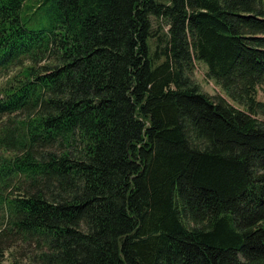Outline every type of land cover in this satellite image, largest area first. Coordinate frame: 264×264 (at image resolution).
I'll return each mask as SVG.
<instances>
[{
	"label": "trees",
	"instance_id": "16d2710c",
	"mask_svg": "<svg viewBox=\"0 0 264 264\" xmlns=\"http://www.w3.org/2000/svg\"><path fill=\"white\" fill-rule=\"evenodd\" d=\"M0 78V264H264V0H0Z\"/></svg>",
	"mask_w": 264,
	"mask_h": 264
},
{
	"label": "rangeland",
	"instance_id": "374dc122",
	"mask_svg": "<svg viewBox=\"0 0 264 264\" xmlns=\"http://www.w3.org/2000/svg\"><path fill=\"white\" fill-rule=\"evenodd\" d=\"M205 66L203 63L199 61H194L193 71L191 73L193 80L199 85L202 92H205L209 95H220L225 98L223 92L216 86L211 80H209L205 75ZM2 79L0 78V82ZM18 247L10 246L6 247L2 251V261L3 263H7L12 257L11 253H13L14 249ZM20 260V264H28V260L25 257L17 256ZM1 259V258H0Z\"/></svg>",
	"mask_w": 264,
	"mask_h": 264
},
{
	"label": "bare ground",
	"instance_id": "6f19581e",
	"mask_svg": "<svg viewBox=\"0 0 264 264\" xmlns=\"http://www.w3.org/2000/svg\"><path fill=\"white\" fill-rule=\"evenodd\" d=\"M41 11H42V9H41Z\"/></svg>",
	"mask_w": 264,
	"mask_h": 264
}]
</instances>
